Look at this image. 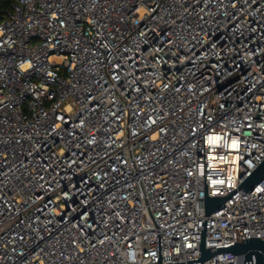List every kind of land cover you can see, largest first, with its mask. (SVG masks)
Wrapping results in <instances>:
<instances>
[{
	"label": "built area",
	"instance_id": "built-area-1",
	"mask_svg": "<svg viewBox=\"0 0 264 264\" xmlns=\"http://www.w3.org/2000/svg\"><path fill=\"white\" fill-rule=\"evenodd\" d=\"M264 0H14L0 17V264H255ZM205 196L228 197L209 216Z\"/></svg>",
	"mask_w": 264,
	"mask_h": 264
},
{
	"label": "water",
	"instance_id": "water-1",
	"mask_svg": "<svg viewBox=\"0 0 264 264\" xmlns=\"http://www.w3.org/2000/svg\"><path fill=\"white\" fill-rule=\"evenodd\" d=\"M264 178V161L250 173V175L242 182L240 189L248 192L262 181ZM228 197H207L205 196V215L209 216L215 212ZM201 256L199 262H203L218 253L231 252L234 255H243L245 261H251L254 257L255 264H264V241L259 239H249L242 243H237L232 247L224 249H205L203 242L200 246Z\"/></svg>",
	"mask_w": 264,
	"mask_h": 264
},
{
	"label": "trees",
	"instance_id": "trees-1",
	"mask_svg": "<svg viewBox=\"0 0 264 264\" xmlns=\"http://www.w3.org/2000/svg\"><path fill=\"white\" fill-rule=\"evenodd\" d=\"M14 0H0V17H3L10 12Z\"/></svg>",
	"mask_w": 264,
	"mask_h": 264
}]
</instances>
